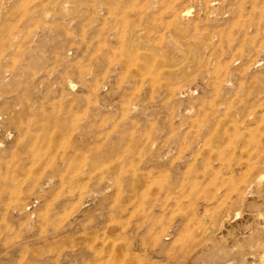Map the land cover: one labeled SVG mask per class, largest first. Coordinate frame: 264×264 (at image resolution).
<instances>
[{"label":"rangeland","instance_id":"obj_1","mask_svg":"<svg viewBox=\"0 0 264 264\" xmlns=\"http://www.w3.org/2000/svg\"><path fill=\"white\" fill-rule=\"evenodd\" d=\"M0 264H264V0H0Z\"/></svg>","mask_w":264,"mask_h":264}]
</instances>
